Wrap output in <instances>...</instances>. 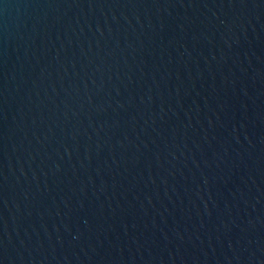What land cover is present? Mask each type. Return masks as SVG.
Segmentation results:
<instances>
[{
    "label": "water",
    "instance_id": "95a60500",
    "mask_svg": "<svg viewBox=\"0 0 264 264\" xmlns=\"http://www.w3.org/2000/svg\"><path fill=\"white\" fill-rule=\"evenodd\" d=\"M0 264H264V0H0Z\"/></svg>",
    "mask_w": 264,
    "mask_h": 264
}]
</instances>
